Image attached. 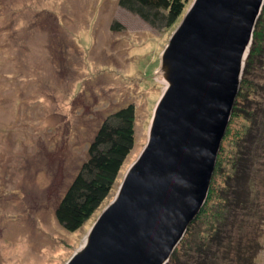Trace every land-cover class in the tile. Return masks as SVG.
Here are the masks:
<instances>
[{"label": "rangeland", "instance_id": "1", "mask_svg": "<svg viewBox=\"0 0 264 264\" xmlns=\"http://www.w3.org/2000/svg\"><path fill=\"white\" fill-rule=\"evenodd\" d=\"M181 18L163 28L118 0H0V264H64L83 243L146 142L164 87L160 52ZM127 103L133 148L102 205L67 231L54 208L100 122ZM240 123L230 124L223 157ZM260 242L255 262L264 264V234Z\"/></svg>", "mask_w": 264, "mask_h": 264}, {"label": "water", "instance_id": "2", "mask_svg": "<svg viewBox=\"0 0 264 264\" xmlns=\"http://www.w3.org/2000/svg\"><path fill=\"white\" fill-rule=\"evenodd\" d=\"M264 0H191L159 56L147 139L64 264H165L204 205Z\"/></svg>", "mask_w": 264, "mask_h": 264}, {"label": "trees", "instance_id": "3", "mask_svg": "<svg viewBox=\"0 0 264 264\" xmlns=\"http://www.w3.org/2000/svg\"><path fill=\"white\" fill-rule=\"evenodd\" d=\"M189 0H118L120 6L163 28L182 16ZM112 26L119 28L117 22ZM257 69L259 72L257 73ZM260 72L262 74L260 75ZM264 3L256 21L230 121L218 152L208 197L165 264H257L264 234ZM133 103L100 122L87 156L55 208L67 231L79 229L111 192L134 145ZM235 117L243 124L231 137ZM221 176L216 182V177Z\"/></svg>", "mask_w": 264, "mask_h": 264}]
</instances>
